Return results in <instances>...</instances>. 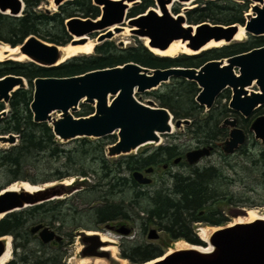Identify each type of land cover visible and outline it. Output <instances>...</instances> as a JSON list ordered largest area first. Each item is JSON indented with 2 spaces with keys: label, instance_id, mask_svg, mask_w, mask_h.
Masks as SVG:
<instances>
[{
  "label": "trees",
  "instance_id": "16d2710c",
  "mask_svg": "<svg viewBox=\"0 0 264 264\" xmlns=\"http://www.w3.org/2000/svg\"><path fill=\"white\" fill-rule=\"evenodd\" d=\"M21 2L23 10L20 17L0 14V42L11 47L19 45L29 36L45 43L64 46L69 40L63 26L65 19H94L99 12L91 0L68 1L50 14L36 11L40 0ZM248 4L237 0H197L195 7L184 13V18L189 25L208 23L241 26ZM148 6H152V1L142 0L128 14L142 13ZM172 13H177V9H172ZM262 46L264 36H248L243 42L210 48L197 55L158 57L141 45L117 51L112 44L105 42L94 47L93 55L71 57L52 68H41L27 61L0 62V77L20 76L28 86L27 89H17L11 94L7 103L8 115L0 125V135L18 136L15 145L0 148V191L15 182L27 181L32 185H41L61 182L67 178L85 179L95 176L92 185L88 187L79 188L77 184L65 187L69 192L75 191L69 199L29 207L0 219V237L10 236L14 249L19 250L17 263L65 264L62 241L50 245L54 247L52 249L49 244L44 245L36 240L37 248L28 251V244L33 238L29 228L36 224L53 229L62 240L69 242L76 229L97 230L98 225L118 219L129 222L137 227L138 237L134 240H121L119 256L131 264H144L162 254L156 245L140 240L146 225H155L172 240L183 239L189 244L203 245L192 232L191 224L222 226L225 222L219 209L223 195L218 194L213 183L215 177L219 176L216 168L191 167L184 173L170 174L168 182L161 181L163 183L159 189L151 194L141 192L139 190L143 186L135 183L131 173L171 163L182 155L179 145L169 143L157 146L151 152L121 156L110 165L105 159L104 148L115 142L113 135L59 143L45 123L36 124L31 121L28 106L35 78L71 77L128 62L150 69L198 68L207 61L225 59ZM197 93L195 83L172 78L167 84L144 94L157 107L166 109L173 119L190 120L184 130L197 147H213L226 137V129L220 128L219 123L227 111L224 105H216L202 113V107L194 102ZM227 97L225 91L219 95L218 100ZM79 107L80 111L73 114L74 117H84L93 111L86 104H80ZM2 109L0 103V111ZM255 114H264V104ZM241 120L238 125L240 127H247L251 121Z\"/></svg>",
  "mask_w": 264,
  "mask_h": 264
},
{
  "label": "water",
  "instance_id": "95a60500",
  "mask_svg": "<svg viewBox=\"0 0 264 264\" xmlns=\"http://www.w3.org/2000/svg\"><path fill=\"white\" fill-rule=\"evenodd\" d=\"M68 1L71 0H51L53 12ZM141 1L91 0V4L99 11L94 19L69 17L63 22L69 37L66 45L83 44L87 38L94 40L95 47L110 40L114 36L113 33L117 34L124 29V25L130 36L140 40L147 39L144 46L149 52L151 49L164 51L172 42L179 41L189 51L197 52L193 55H197L207 50L201 51L211 41H222L223 45L234 42L232 40L239 25H189L185 21L184 13L195 6L182 7L181 13L169 12L172 4L188 0H151L152 7H146L142 13L129 15V11ZM237 1L250 4L249 14L245 15L244 23L240 26L245 38L264 36V0ZM22 10L21 0H0L1 15L20 17ZM43 13L50 14L48 9H44ZM110 28H113L112 31H109ZM73 38L77 40L74 41ZM122 44L123 42L119 41L117 46L121 47ZM2 45L9 49L17 48V53L27 62L41 68L56 67L67 60H61L62 53L58 49L61 46L45 43L33 36L27 37L14 47L0 42V46ZM7 60L15 61L6 58L0 62ZM172 78L195 83L198 93L194 102L202 107L204 112L213 106L223 90H229L228 109L242 118H248L264 104V46L225 59L207 61L198 68L150 69L128 62L71 77H37L32 81L28 106L31 121L36 124L45 123L54 138L62 144L80 138L100 139L114 134L115 142L104 148L105 158L126 156L146 144L159 143L160 136L170 134L172 128L179 129L190 123L188 119H173L166 109L157 107L151 100L140 103L134 99L135 94L156 90ZM252 85L255 90L247 89ZM26 87V81L20 76L0 77V103H8L13 92ZM80 104L91 106L92 113L84 117H74L73 114ZM5 115L6 111L2 109L0 119ZM221 127H226L228 133L219 146L224 154H230L245 142L246 137L235 127V119L223 120ZM247 131L254 140L264 143V114L255 116ZM17 138L14 134L0 135V146H13ZM211 149V146H206L189 150L184 153V160L188 164H195L208 156ZM178 161V157L173 160L174 163ZM151 172L152 167H148L142 172L133 171L130 176L135 183L148 185L150 179L146 175ZM51 183L41 184L33 192L7 191V187L2 189L0 219L7 214L75 192H69L61 184ZM48 184L51 185L46 186ZM103 229L121 236H127L131 231L123 225L108 223L103 225ZM29 233L35 235L44 245L62 241L52 229L41 224L31 226ZM5 237L7 236L0 238V256L5 251ZM7 238L11 241L9 236ZM146 239L157 240V231L149 229ZM178 240L188 244L183 239L174 241ZM80 242V259H108L107 251L100 250L105 243L101 242L97 235L84 234ZM200 242L209 246L210 251L201 252L196 248L205 246L188 244L191 248L173 249L144 264H264L262 219L216 226L207 241Z\"/></svg>",
  "mask_w": 264,
  "mask_h": 264
},
{
  "label": "rangeland",
  "instance_id": "374dc122",
  "mask_svg": "<svg viewBox=\"0 0 264 264\" xmlns=\"http://www.w3.org/2000/svg\"><path fill=\"white\" fill-rule=\"evenodd\" d=\"M196 1L197 0L186 1L188 2V5H183L182 3L184 2L174 3L171 5V7H169V12L173 14L172 9H177V12L181 13L182 7L191 8L195 6ZM249 5L250 4H248V10L244 15L249 14ZM44 9H48L49 13H53L54 8L51 4V0H50V3H49V0H40V4L36 8V11L43 13ZM124 28H127V27L124 25ZM122 32L123 30H120V33H119L120 36L119 35L113 36L110 40H107L106 42L112 44L113 47L117 51L126 50L129 47H135L136 45L144 46V41L130 36L128 32L126 35L121 34ZM245 40L246 38L244 36V38L241 41H234V42H231L230 44L237 43V42H243ZM119 41L123 42L121 47L117 46V43ZM90 55H93V52ZM178 55H186V54H181L179 52L175 56H178ZM86 56H89V55H86ZM21 62H26V60L24 59V61H21ZM27 87L25 89H27ZM249 89L255 90V86L252 85ZM134 98L140 103H145V101L150 100L148 96L144 93L135 94ZM227 101H228V98L226 99L221 98L219 100L218 98H216L212 108H214V106L216 105L217 106L222 105V104L226 105ZM1 104H2V108H4V110L6 111V115L0 119V125L2 124V121L6 118V116L8 115V111H9L7 103H1ZM79 111H80V107L78 106L75 113H79ZM255 116L256 114L254 112L250 116L249 119L251 120ZM184 129H185V126H182L179 129L172 128V132L170 134L160 136L159 143L146 144L144 146L139 147L138 149H136L135 151L129 154V155H139L143 152H151V150L154 149L155 147L160 146V145H166L169 143L170 144L176 143L177 145H179L180 150H182V155L177 156V157H181L180 164L173 165L169 162L165 169H162L161 166L153 167L154 168L153 172L147 176L150 179L149 185L143 186L142 190H139V191L144 192L146 194H151L155 189H159V187L161 186L163 182L164 183L168 182V179L170 178V174H175L177 172L184 173L185 170H187L186 164L183 160V154L189 150L195 149L197 145L195 141L190 138V136L186 133ZM113 136L115 137L114 134ZM217 144H219V142L218 143L216 142V145ZM244 146L248 149V154H250V156L242 157L240 156V154L224 155L222 154L219 147L214 146L213 151L207 157L202 158L196 165L198 168H203L205 166L206 167L212 166V167H215L219 172V176L215 177V179L213 180V183L215 187L217 188L216 190H218V194L223 195V199H221V204L219 207L223 217L225 218V222L222 224V226L230 225L234 223L235 219L237 218H242V219L245 218L246 217L245 212L247 210L257 212L259 216L264 214V166H263L264 163L262 161H259V159L261 158L259 157V151H264V149L259 144H255L253 142V138L250 133L247 136V141L244 144ZM8 147L10 146L7 144L0 146V148L2 149H6ZM119 157L105 158V159L108 164L112 165L114 162H116L119 159ZM93 178H95V176L88 177L85 179L73 177V178L64 179L61 182H52V184L54 185L61 184L62 186H65V187L66 186L73 187L74 185L77 184L79 188H85V187L92 185L93 180H94ZM161 181L163 182L160 183ZM22 182H25L31 186H36V187L40 185V184L32 185L27 181H22ZM70 196L71 195L68 194L67 196H61L60 198H56L52 201L69 199ZM108 225H123L126 228H129L131 230L127 236H121L115 232L104 230L103 225H98L97 230L91 231L92 233L98 232L102 235H105L106 238L108 237L109 239L114 241V243L104 242L105 244L103 247H101V249L105 248L106 246H114L115 247L114 255L116 256V259L124 260L120 258L119 256L118 246L121 240L136 239L138 237L137 227H133L129 222L122 221L119 219L111 223H108ZM222 226H219V227H222ZM203 227H209L213 229L216 228L214 226H209L204 223L191 224V229L193 233H195L197 229L200 230ZM145 229L146 230L144 234L140 237V240H142L144 243H151V244L156 245L161 250L162 254L167 253L169 250L171 251L174 249L173 244H175L174 243L175 241L170 239L163 231H160L155 225L148 224L146 225ZM149 229H154L157 231V234H158L157 240L149 241L146 239V234ZM80 230L82 229H76L74 232H72L71 241L67 242L64 239L62 240V247L65 250V256H64L65 264H74V260L80 258L79 253L82 248L81 247L82 243L80 242V236L77 233ZM198 230L196 231V233H198ZM31 236L34 239L32 238L30 240V243L28 244V251L30 252L34 251L37 248L36 240H38L35 235H31ZM10 242H11V259L9 262L10 263L12 262L14 264H19L17 263V254L19 250L14 249L12 240ZM52 244L53 243H49L48 246L54 249L53 246H50ZM107 253H108L107 260L103 258H96V257L94 258L103 260L105 264H119L115 259L111 258L109 252ZM124 261L126 264H131L127 260H124Z\"/></svg>",
  "mask_w": 264,
  "mask_h": 264
},
{
  "label": "bare ground",
  "instance_id": "6f19581e",
  "mask_svg": "<svg viewBox=\"0 0 264 264\" xmlns=\"http://www.w3.org/2000/svg\"><path fill=\"white\" fill-rule=\"evenodd\" d=\"M189 1V0H188ZM50 3V0H49ZM183 5H188V2H184L182 3ZM157 12V11H156ZM113 28H110L109 31H112ZM128 32L127 28L123 29V32L121 34L126 35ZM120 33V32H119ZM119 33H113L114 36H117L120 34ZM244 38V32L243 29L238 26L237 27V32L233 38L232 41H241ZM86 41L83 44H77V45H64L61 46L59 49V51L62 53V57L61 60H65V59H69L71 57L74 56H79V55H90L92 53V48L94 47V40H90L85 38ZM73 40H77L76 38H73ZM142 41H144V45L147 43V39H141ZM224 43L222 41L219 42H209L208 44H206L202 49H209V48H215V47H219L221 45H223ZM152 54L159 56V57H173L175 56L177 53H181V54H186V55H193L197 52H191L188 49H186L184 47L183 44H181L179 41H174L172 42L166 50L164 51H157V50H150ZM200 51V50H199ZM12 59L18 62L24 61V57L22 55H19L17 53V48H13V49H9L7 46H0V61L3 59ZM250 88V87H249ZM247 88V89H249ZM250 90V89H249ZM248 91V90H247ZM68 181V180H67ZM52 184V183H51ZM51 184H48L46 186H50ZM38 187L36 186H31L25 182H15L10 184L7 187V191H13V192H19V191H24V192H33L36 189H38ZM246 217L245 218H237L235 219L234 223H245V222H250L253 221L255 219H262L264 220V214H262L261 216H259V214L257 212L254 211H250L247 210L245 212ZM1 217V215H0ZM200 229V228H199ZM198 230V229H197ZM196 230V231H197ZM195 231V235L198 237V239L202 242H206L208 239V236L214 231L213 228H209V227H203L200 230H198V233H196ZM87 235H97L99 237V240L101 242H108V243H114V241H112L111 239H109L108 237L106 238L105 235H102L98 232H87ZM5 242V251L4 253L0 256V264H7L10 259H11V251H10V241L9 238L5 237L4 240ZM173 248L174 250H179V249H188L191 248L190 245L184 243L181 240H178L177 242H175V244H173ZM198 251L201 252H209L210 251V247L209 246H205L203 248H196ZM102 251H107L109 252L111 258L115 259L119 264H126L124 260H118L116 259V256L114 255L115 253V247L114 246H106L105 248L101 249ZM170 250L167 252L169 253ZM74 264H105V262L103 260H99L96 258H83V259H76L74 260Z\"/></svg>",
  "mask_w": 264,
  "mask_h": 264
},
{
  "label": "flooded vegetation",
  "instance_id": "af4514ba",
  "mask_svg": "<svg viewBox=\"0 0 264 264\" xmlns=\"http://www.w3.org/2000/svg\"><path fill=\"white\" fill-rule=\"evenodd\" d=\"M227 92L228 93V101H229V98H230V92H229V90H227V89H225V90H223L219 95H221L223 92ZM219 95H218V97H219ZM217 97V98H218ZM224 99V98H223ZM226 99V98H225ZM228 101H227V103H228ZM222 105H224L225 106V110L227 111L226 112V116L224 117V118H222L221 119V121H220V123H219V127L220 128H224V129H226V132L228 133V129L226 128V127H221V124H222V122H223V120H225V119H235V127L236 128H238V129H240L244 134H245V137H246V140H245V142L242 144V145H240L236 150H234L232 153H230V154H224L222 151V154H224V155H233V154H240V156H250V154H248V149L244 146V144L246 143V141H247V136H248V127H249V125H247V127H245V126H243V127H240V126H238L239 125V123L242 121L241 120V116L238 114V113H236V112H234V111H232V110H229L228 109V107H227V104L225 105V104H222ZM212 108V107H211ZM210 108V109H211ZM209 111V110H208ZM206 113V112H205ZM250 117H248V118H242V119H249ZM254 118V117H253ZM252 118V119H253ZM251 119V120H252ZM251 122V121H250ZM250 124V123H249ZM226 136H227V134H226ZM226 138V137H225ZM224 138V139H225ZM223 139V140H224ZM253 142L255 143V144H259L263 149H264V143H261V142H259V141H256V140H254L253 139ZM218 143V142H217ZM222 142H219V144H217V145H214L215 147H219L220 148V144H221ZM216 144V143H215ZM213 146V147H214ZM201 147H206V146H199V147H197V148H201ZM213 147H211L212 149H211V151L209 152V154L213 151ZM196 149V148H195ZM221 150V149H220ZM184 155V154H183ZM207 157V156H206ZM259 157H261L260 158V160L259 161H262L263 163H264V151H259ZM179 158V161L178 162H176V163H174L173 161L171 162V164H173V165H178V164H180V162H181V158L180 157H178ZM204 158V157H203ZM202 159V158H201ZM200 159V160H201ZM183 160H184V157H183ZM200 160H198V162L200 161ZM184 162H185V160H184ZM198 162H196L195 164H188V163H186L185 162V164H186V168L187 169H189V168H191V167H193V168H198L196 165H197V163ZM166 164H162L161 165V168L162 169H165L166 168ZM263 166H264V164H263ZM210 167H212V166H210ZM215 168V167H214ZM153 170H154V168H152V172H153ZM142 172V171H141ZM151 172V173H152ZM150 173V174H151ZM146 176H148V175H146ZM149 185V184H148ZM140 186H146V185H140ZM89 230H80L79 232H77L78 234H79V236H80V239H81V237H82V235H84V234H86L87 235V232H88ZM82 247V246H81ZM82 249V248H81ZM12 263V262H11ZM10 264V263H9Z\"/></svg>",
  "mask_w": 264,
  "mask_h": 264
}]
</instances>
